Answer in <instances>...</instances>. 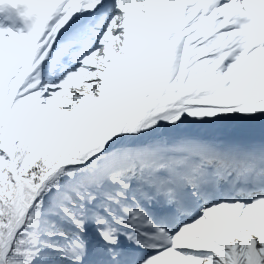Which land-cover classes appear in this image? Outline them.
I'll list each match as a JSON object with an SVG mask.
<instances>
[{
    "label": "snow or ice",
    "instance_id": "snow-or-ice-1",
    "mask_svg": "<svg viewBox=\"0 0 264 264\" xmlns=\"http://www.w3.org/2000/svg\"><path fill=\"white\" fill-rule=\"evenodd\" d=\"M0 264H264V0H0Z\"/></svg>",
    "mask_w": 264,
    "mask_h": 264
}]
</instances>
